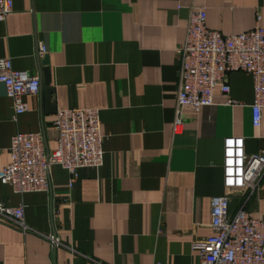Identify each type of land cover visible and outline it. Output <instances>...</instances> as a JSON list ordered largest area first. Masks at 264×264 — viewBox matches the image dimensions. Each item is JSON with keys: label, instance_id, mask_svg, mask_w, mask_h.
Masks as SVG:
<instances>
[{"label": "crops", "instance_id": "0c3cea01", "mask_svg": "<svg viewBox=\"0 0 264 264\" xmlns=\"http://www.w3.org/2000/svg\"><path fill=\"white\" fill-rule=\"evenodd\" d=\"M13 2L0 22V58L41 74L48 55L53 92L48 104L42 82L14 119L0 84V165L10 162L17 133L43 131L47 149L56 148L53 120L71 107L100 109L105 156L100 168H81L72 186L60 165L46 191L19 194L0 179V202L25 210L24 226L0 224V264H199L193 242L213 232L211 200L227 193L225 139L243 137L248 154L264 149V111L255 127L253 78L232 72L230 94L218 91L213 105L185 110L174 134L176 48L190 6H204L208 28L230 35L264 25V0ZM244 203L264 215V175L256 191L231 197V210Z\"/></svg>", "mask_w": 264, "mask_h": 264}, {"label": "built area", "instance_id": "2783aa9c", "mask_svg": "<svg viewBox=\"0 0 264 264\" xmlns=\"http://www.w3.org/2000/svg\"><path fill=\"white\" fill-rule=\"evenodd\" d=\"M13 0H0V22L13 11ZM260 18V15H259ZM40 52H46L44 45ZM179 57L178 91L173 123L174 134L183 130V112H199L215 103L216 92L229 95V75L244 72L252 76L254 102L252 122L259 127L264 111V25L223 35L207 26L204 6H190L185 39L176 48ZM0 84L14 101L15 115L29 110L24 96L42 89L40 73L14 68L12 59L0 58ZM227 103H234L228 99ZM53 126L57 131L56 148L46 147L43 131L17 133L9 147L10 162L0 165V179L19 194L50 188L51 169L60 165L71 175L72 186L81 168H100L104 164L100 109L71 107L57 110ZM223 186L227 193L211 200L213 232L193 242L199 252V264H264V215H255L245 203L231 210V197L254 192L264 175V149L248 154L243 137L225 139L223 150ZM24 205L7 206L0 202V224L25 225ZM59 243L56 235L51 236Z\"/></svg>", "mask_w": 264, "mask_h": 264}, {"label": "water", "instance_id": "95a60500", "mask_svg": "<svg viewBox=\"0 0 264 264\" xmlns=\"http://www.w3.org/2000/svg\"><path fill=\"white\" fill-rule=\"evenodd\" d=\"M42 69H41V75H42V82L44 86V94L45 98L48 104H50L52 99V88L50 86L51 83V66L48 55H45L43 59L41 60Z\"/></svg>", "mask_w": 264, "mask_h": 264}]
</instances>
